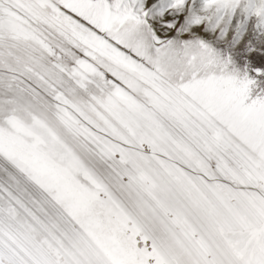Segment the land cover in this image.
<instances>
[{"label": "snow or ice", "instance_id": "1", "mask_svg": "<svg viewBox=\"0 0 264 264\" xmlns=\"http://www.w3.org/2000/svg\"><path fill=\"white\" fill-rule=\"evenodd\" d=\"M0 264H264V0H0Z\"/></svg>", "mask_w": 264, "mask_h": 264}]
</instances>
